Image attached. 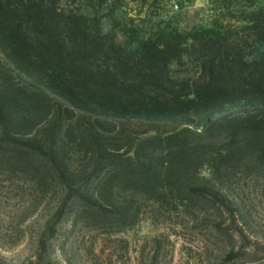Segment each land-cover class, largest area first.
<instances>
[{
  "label": "trees",
  "instance_id": "trees-1",
  "mask_svg": "<svg viewBox=\"0 0 264 264\" xmlns=\"http://www.w3.org/2000/svg\"><path fill=\"white\" fill-rule=\"evenodd\" d=\"M192 1L0 0V183L48 211L35 263L150 213L264 264L245 206L264 194V0H209L206 22Z\"/></svg>",
  "mask_w": 264,
  "mask_h": 264
},
{
  "label": "rangeland",
  "instance_id": "rangeland-1",
  "mask_svg": "<svg viewBox=\"0 0 264 264\" xmlns=\"http://www.w3.org/2000/svg\"><path fill=\"white\" fill-rule=\"evenodd\" d=\"M172 11L177 12L175 2ZM209 0H193L184 8V17L190 22H206L211 16ZM109 28V23H105ZM206 173V170H204ZM7 183H0V264H37L35 246L48 211L41 207L31 215L25 211L24 200ZM246 201L250 210V226L258 237L252 242L264 246V194L252 192ZM167 215V214H166ZM146 213L139 225L128 232L106 235L77 229L67 247L80 242L76 264H222L218 250L227 247V241H217L207 226L183 220V215L172 216V221L160 217L153 222ZM185 222L186 228L179 225ZM180 222V223H175ZM208 238H211L209 240ZM242 240L237 241V246ZM264 257V252L260 253ZM74 260V258H73ZM41 264H67L58 253ZM237 264H249L239 261Z\"/></svg>",
  "mask_w": 264,
  "mask_h": 264
},
{
  "label": "built area",
  "instance_id": "built-area-1",
  "mask_svg": "<svg viewBox=\"0 0 264 264\" xmlns=\"http://www.w3.org/2000/svg\"><path fill=\"white\" fill-rule=\"evenodd\" d=\"M176 7H177V5H176Z\"/></svg>",
  "mask_w": 264,
  "mask_h": 264
}]
</instances>
